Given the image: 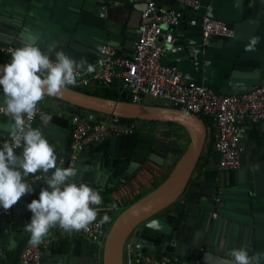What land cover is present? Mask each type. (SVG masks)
Returning a JSON list of instances; mask_svg holds the SVG:
<instances>
[{"label": "crops", "instance_id": "obj_1", "mask_svg": "<svg viewBox=\"0 0 264 264\" xmlns=\"http://www.w3.org/2000/svg\"><path fill=\"white\" fill-rule=\"evenodd\" d=\"M209 4L208 14L231 24V37L210 36L203 41L201 26L192 24L199 15L183 8L180 22L164 26L171 32L181 49L164 52L162 61L176 66L186 80L200 76L217 92L239 93L264 81V0H201ZM167 9L179 5L162 0ZM139 1L131 0H0V41L20 45L25 28L43 35L41 48L53 41L59 50L84 48L88 56L96 55L97 45L113 43L123 56L135 52L140 24ZM233 37V38H232ZM258 37L253 50L251 40ZM54 58V54H53ZM119 97L124 89L117 79ZM126 98L127 94H126ZM3 101L0 89V103ZM146 102L149 104H161ZM43 111L51 116L70 119L72 104L56 97L41 102ZM203 118V117H202ZM204 119V118H203ZM207 139L181 195L161 211L138 223L127 242L137 250L161 256L173 254L185 258L200 257L203 264H215L231 249L246 246L250 254L264 253V119L242 121L245 128L241 141V165L236 169H219L214 147L215 130L209 129L210 119H204ZM8 117H0V139L8 137ZM133 132L138 133L137 145L147 150L140 154L111 143L110 137L90 143L79 153L77 181L90 183L103 193L102 211L110 217L103 224L107 235L117 217L139 199L161 185L173 171L177 150L185 151L188 130L174 122L136 119ZM43 130L45 137L58 153L68 151L71 143V123H41L39 117L32 125ZM51 133V135H50ZM184 144V145H183ZM19 152V151H18ZM181 153V155H182ZM180 155V156H181ZM179 156V157H180ZM59 165V164H58ZM27 194L10 211L13 220L5 222L0 208V246L4 253L0 262L10 260L7 237L14 224L15 235L30 222L27 204L39 198L41 188ZM112 205L115 208L107 211ZM167 217V218H166ZM169 218V219H168ZM161 229H164L163 231ZM48 247L37 264H103L104 243L97 244L77 232L66 233L60 228L49 232ZM202 241V247L194 243ZM36 264V263H35ZM264 264V260L261 261Z\"/></svg>", "mask_w": 264, "mask_h": 264}, {"label": "built area", "instance_id": "obj_2", "mask_svg": "<svg viewBox=\"0 0 264 264\" xmlns=\"http://www.w3.org/2000/svg\"><path fill=\"white\" fill-rule=\"evenodd\" d=\"M144 2L141 12L139 33L135 52L132 56L121 55L115 46L106 43V54L100 55L94 65L96 71L83 73L78 77L74 88H89L110 86L117 79L122 81V87L129 101L143 103L147 97L167 100L171 106L185 109L199 116L210 119L209 129L215 130L214 147L218 154L219 169H236L241 165L243 146L241 144L245 128L242 121H258L264 119V82L253 88L232 94L217 92L203 82L186 80L176 66L162 61L164 52H175L181 49L176 44L174 35L163 31L164 26L176 25L183 16V8L197 12L201 4L199 0H174L183 5L181 9H167L158 0H131ZM197 24L196 18L190 21ZM204 37L211 34L229 35L231 29L223 20L207 14L200 21ZM14 43L0 41V60L8 63ZM73 87V86H70ZM43 111L41 105L39 106ZM32 122V125L38 119ZM71 143L68 151L69 166H76L79 153L90 143L103 140L119 134L132 133L134 125L123 122L120 116L112 115L107 121L91 120L82 114H71ZM10 142L9 137L2 142ZM43 174L38 173L37 176ZM31 182L37 181L36 176H30ZM102 196L99 188H95ZM10 217L11 211H6ZM32 215V214H31ZM99 220H97L98 223ZM79 235L97 243L105 242L107 231L104 225L90 226L88 231L78 232ZM49 239L38 247L29 244L24 247L20 264L39 263ZM4 248L0 246V255ZM123 264H203L200 260H192L173 254L161 256L135 249L127 242L123 250Z\"/></svg>", "mask_w": 264, "mask_h": 264}, {"label": "clouds", "instance_id": "obj_3", "mask_svg": "<svg viewBox=\"0 0 264 264\" xmlns=\"http://www.w3.org/2000/svg\"><path fill=\"white\" fill-rule=\"evenodd\" d=\"M257 42L258 37H254L248 50H253ZM41 43L42 34L25 28L20 45L11 50L10 61L0 65V114L9 118L6 130L10 141L0 144V208L9 211L34 191L30 176L47 185L41 188L38 199L27 204L32 215L24 231L30 234L28 243L32 247L44 243L51 229L78 233L88 231L93 224L100 227L110 221L105 212L97 223L103 204L99 191L75 179L80 172L76 166H59L54 146L41 128L32 126L37 115L44 125L52 120L39 107L42 101L60 97L69 86L77 85L78 77L95 72L96 67L86 58L77 59L59 50L55 41L46 50ZM96 51L103 56L106 46L98 44ZM114 208L112 205L107 211ZM262 260L264 253L250 254L249 248L242 246L229 250L215 264H261Z\"/></svg>", "mask_w": 264, "mask_h": 264}, {"label": "water", "instance_id": "obj_4", "mask_svg": "<svg viewBox=\"0 0 264 264\" xmlns=\"http://www.w3.org/2000/svg\"><path fill=\"white\" fill-rule=\"evenodd\" d=\"M158 1L161 2L162 0ZM166 1L170 4H176L183 8L182 4H179L174 0ZM199 1L201 6L196 13L199 15V17L197 18V24L201 26L200 21L202 19V16L205 14L209 15V4H206L201 0ZM141 6L143 10L145 7V3L141 2ZM189 11L192 12L191 10ZM141 12L142 11H140V17ZM182 18L184 17L182 16ZM227 25L231 29V33L229 35L220 36L231 37L232 34L234 36V27L229 23H227ZM201 35L203 41H206L210 36H213L214 34L204 37L201 29ZM106 43L113 45V43L110 42H103L102 44L104 45ZM81 51H85V49L82 47L80 49L76 47H69L65 53L77 59L81 57L86 58L87 61L91 64L95 63L97 58L96 55L88 56V53H84ZM4 64L6 63L0 60V65ZM168 64L171 65L170 63ZM194 78L196 79L195 81L203 82L206 85L210 86L203 79H200V76L197 75L194 76ZM119 82L122 84L121 80H119ZM126 94V91H124L122 97L106 98L69 86V88L65 90L63 94L58 98L75 106V109L72 111V113L85 115L91 120L107 121L110 119V116L117 115L124 118L174 122L184 126L188 130L190 138L185 151L177 160L175 167L171 174L168 176V178L161 185L152 190L143 198L136 201L117 217L111 229L109 230L104 243L103 264H123L124 245L134 227L144 219L161 211L162 209L173 203L181 195L190 180L191 174L197 164V161L203 149V145L207 139L206 124L201 116L191 113L185 109L173 107L167 100H164L161 104L132 102L126 98ZM0 117L7 116L4 114H0ZM52 122L59 123L61 126L66 127L69 123H71V119L62 118L58 115H54L52 116ZM138 136L139 135L137 132H132L128 134L113 135L110 137V140L112 144L122 143L123 148L133 149L134 151L142 155L146 154L147 150L137 145ZM4 139H0V144ZM56 153L58 156L59 166L68 167V155H66L65 153H58L57 151ZM78 159L76 163L77 168ZM39 183L42 185H46L43 180H37L34 182L33 185ZM88 184L94 189L97 188L93 187L90 183ZM4 212L5 222L8 224L10 221L13 220V216L11 215L9 217L6 214L5 210ZM11 225L12 226L9 228L10 232L8 235H11L13 233L14 237L12 239H9V237H7L6 241L8 240V249L12 251V255L10 260H3L2 262H0V264H20V255L24 247L29 244L28 240L30 234L24 231V226L18 230V232L20 233H17L15 235L14 231L16 228L14 224ZM54 229H51L50 232ZM161 230L163 231L164 229ZM194 245L197 248H201L202 241L200 240L198 242L195 239ZM189 259L200 261L202 260L200 257Z\"/></svg>", "mask_w": 264, "mask_h": 264}, {"label": "trees", "instance_id": "obj_5", "mask_svg": "<svg viewBox=\"0 0 264 264\" xmlns=\"http://www.w3.org/2000/svg\"><path fill=\"white\" fill-rule=\"evenodd\" d=\"M115 86H117V82H114L112 85H110V86H98V87H96L95 89H93V90H91V89H89V88H79L80 90H82V91H86V92H90V93H93V94H96V95H99V96H102V97H106V98H118L119 97V95H118V89H117V87H115ZM130 98L128 97V100H129ZM41 105V107H42V104H40ZM73 107H75L74 105H72V108ZM204 119H206L207 117H205V116H202ZM121 120L123 121V122H127V123H129V122H133V121H135L136 119H134V118H124V117H121ZM149 121H151V120H149ZM182 151L183 150H181V149H178L177 150V154H176V156H177V158H179V156L181 155V153H182ZM103 196V195H102Z\"/></svg>", "mask_w": 264, "mask_h": 264}, {"label": "rangeland", "instance_id": "obj_6", "mask_svg": "<svg viewBox=\"0 0 264 264\" xmlns=\"http://www.w3.org/2000/svg\"><path fill=\"white\" fill-rule=\"evenodd\" d=\"M157 100H158V99H155V98H152V97H147V98L145 99L146 102H155V101L158 102ZM187 137H188V138L185 140L186 143L189 142V138H190V137H189V134L187 135ZM183 145H184V144H183Z\"/></svg>", "mask_w": 264, "mask_h": 264}]
</instances>
